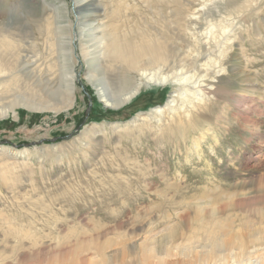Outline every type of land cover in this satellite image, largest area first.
Segmentation results:
<instances>
[{
  "label": "rangeland",
  "instance_id": "obj_1",
  "mask_svg": "<svg viewBox=\"0 0 264 264\" xmlns=\"http://www.w3.org/2000/svg\"><path fill=\"white\" fill-rule=\"evenodd\" d=\"M155 4L0 0V31L17 36L11 48L26 57L14 60L45 61L52 76L47 93L66 68L59 54L47 52L49 44L70 49L75 73L70 108L17 105L0 118V264H142L146 258L185 264L206 253L205 238L214 236L230 242L216 250L211 264H249L264 250V92L249 103L256 94L234 65V51L209 101L170 120L165 117L173 114L130 123L166 103L169 84L144 85L131 101L112 108L86 80L92 56H83L81 46L98 49L100 24L120 26L130 40L138 39L143 25H185ZM250 15L238 17L236 44L245 48L252 60L247 69L264 87V10ZM130 30H136L132 38ZM0 98H6L0 104L12 99L6 93Z\"/></svg>",
  "mask_w": 264,
  "mask_h": 264
},
{
  "label": "bare ground",
  "instance_id": "obj_2",
  "mask_svg": "<svg viewBox=\"0 0 264 264\" xmlns=\"http://www.w3.org/2000/svg\"><path fill=\"white\" fill-rule=\"evenodd\" d=\"M6 1L9 5L10 0ZM142 1L146 5L151 2L160 3L176 17V21L185 20V25H161L160 30L154 26L143 25L137 30L140 32L138 39L130 40L127 38V34H122L125 31L120 30V26L116 28V25L113 24V27L109 29L106 25L100 24L102 28L99 32V41H97L98 49L91 50V45H84V48L81 46V52L83 56L87 54V56L89 54L92 56V67L89 66V70L86 72V80L96 89L98 97L104 105L118 108L131 101L144 85L169 84L172 91L166 103L153 107L148 112L136 114L130 123L144 121L147 119V115L161 117L173 114L168 118L165 117L170 120L174 116L179 118L183 114H191L195 111L194 107L201 106L199 104L208 102L212 97L213 83L218 76L225 73V64L235 55L238 57L234 58V65L239 67L238 71L246 76V80L248 79L246 82L251 81L248 86L256 94L255 97L248 99L249 103L255 99L262 100L264 87L257 78L253 79L257 72L250 68L247 69V64H251L252 60L244 53L243 45L239 42L236 44L241 34L236 29L240 25L238 17L241 20L251 19V13L257 14L264 10V6H261L264 4V0ZM133 4L136 5L135 1ZM156 4L155 9L158 8ZM166 4L167 7H165ZM128 5L129 3L125 2V6ZM233 12L236 15H233ZM245 13L247 17H244ZM201 22L203 25H200ZM0 25H4V22H0ZM165 26L167 30H165ZM239 28L241 27L239 26ZM91 30L89 28L92 33ZM135 31H127L129 37L132 38ZM252 31L254 32L256 29ZM91 33L90 40L95 38V33ZM257 34L259 35L258 32ZM10 35L0 31V96L6 93V97L12 98L8 103L0 104V118L7 116L10 111L15 113L14 109L17 105L38 111L58 112L70 108L75 97V73L72 63L69 61L70 49L65 46L63 51L58 46L55 49L54 44H49L47 52L55 51L57 55L59 54L60 59L66 60V68L58 70V85L47 93L45 86H49L52 76L47 74L50 69L43 67L46 65L45 61L35 59L40 62L27 63L22 60L17 62L19 58L26 57L24 55L20 57L19 52L11 48L12 45L17 44L14 39L17 36ZM87 36L89 37V35ZM179 42L183 43L184 47L180 46L181 48H179ZM234 46H238V50ZM49 64L52 68L54 63L51 61ZM31 75L35 77L34 80L31 79ZM241 80L245 83V79ZM20 87L25 88L23 92L19 91ZM245 91L247 92L244 88L242 92ZM243 96L244 98L248 97V93H243ZM4 99L6 98H0V101ZM239 105H243L242 101H239ZM96 127L97 124L91 126V134L97 131ZM83 132L87 133L89 130ZM256 132L258 133V131ZM223 234L224 232L220 233V235ZM226 238L222 239L221 236L206 237L205 240L209 241V250L199 257L193 256V259L187 258L183 262H187L185 264H200V262L209 261L211 264V260L215 258L216 250L227 246L230 242V239ZM236 244L238 250L248 252L242 243ZM170 252L169 250L166 255L172 256L173 254ZM259 252L253 261L249 260V264H264V250ZM142 264L152 263H148L146 258L143 259Z\"/></svg>",
  "mask_w": 264,
  "mask_h": 264
}]
</instances>
